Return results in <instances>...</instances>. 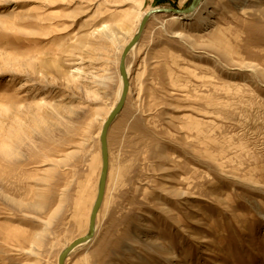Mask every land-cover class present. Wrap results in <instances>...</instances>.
I'll list each match as a JSON object with an SVG mask.
<instances>
[{
	"label": "rangeland",
	"instance_id": "374dc122",
	"mask_svg": "<svg viewBox=\"0 0 264 264\" xmlns=\"http://www.w3.org/2000/svg\"><path fill=\"white\" fill-rule=\"evenodd\" d=\"M192 1L0 0V264L88 233L123 49ZM198 8L128 53L95 234L65 264H264V0Z\"/></svg>",
	"mask_w": 264,
	"mask_h": 264
},
{
	"label": "water",
	"instance_id": "95a60500",
	"mask_svg": "<svg viewBox=\"0 0 264 264\" xmlns=\"http://www.w3.org/2000/svg\"><path fill=\"white\" fill-rule=\"evenodd\" d=\"M201 0H193L192 3L184 8V9H177L173 7H155L147 11V13L144 15L138 32L136 33L135 37L132 39L130 43L125 47L121 59H120V74L123 79V88H122V93L120 96V99L117 103V105L114 107V109L111 111L109 116L107 117L101 133H100V141H101V154H102V170H101V175H100V181H99V188H98V194L97 198L95 200V203L93 205L91 215H90V223H89V231L86 235L81 236L77 239H75L72 243H70L60 254L59 256V261L58 264H65L66 258L68 254L77 246L87 242L90 240L96 230V218L98 214V210L103 202L104 199V194H105V189H106V180H107V175H108V169H109V153H108V143H107V136H108V130L109 127L116 117V115L122 110L128 92H129V85H130V80L129 76L127 73V67H126V58L130 50L132 49L133 45L138 42L140 39L144 28L150 18L155 15V14H160V13H168V14H181V15H186L191 12H193L195 9L198 8Z\"/></svg>",
	"mask_w": 264,
	"mask_h": 264
},
{
	"label": "bare ground",
	"instance_id": "6f19581e",
	"mask_svg": "<svg viewBox=\"0 0 264 264\" xmlns=\"http://www.w3.org/2000/svg\"><path fill=\"white\" fill-rule=\"evenodd\" d=\"M147 13V12H146ZM146 13H144V14H142V18L141 19H139L140 21H142V19H143V17H144V15L146 14ZM204 14V10L203 9H200V8H198V9H195L194 10V12H191V13H189V14H186V15H179V14H171V15H173L172 16V18H171V20H180V19H184V17H186L185 19H188V18H194V17H200V16H202ZM139 21V23H141ZM105 27V26H104ZM111 27V26H110ZM112 29H110V31H111ZM138 32V31H137ZM136 35V34H135ZM135 35L134 36H132V39L135 37ZM101 37L102 38H109L110 40L113 38V34H112V32H103V33H101ZM132 39L128 42V43H130L131 41H132ZM128 45V44H127ZM126 45V46H127ZM125 46V47H126ZM135 46V44L133 45V47ZM125 47H124V49H125ZM124 49H123V51H124ZM123 53V52H122ZM127 73H128V71H127ZM122 82H123V79H122ZM123 85V84H122ZM122 88H123V86H122ZM122 93V92H121ZM117 105V104H116ZM114 109V108H113ZM112 109V110H113ZM111 110V111H112ZM111 113V112H110ZM109 116V115H108ZM37 121V120H36ZM106 121V120H105ZM105 121H104V123H105ZM38 126L40 127V124H41V120H39L38 119ZM104 123H103V125H104ZM13 151V150H12ZM12 151H10V152H12ZM89 241V240H88ZM87 241V242H88Z\"/></svg>",
	"mask_w": 264,
	"mask_h": 264
}]
</instances>
